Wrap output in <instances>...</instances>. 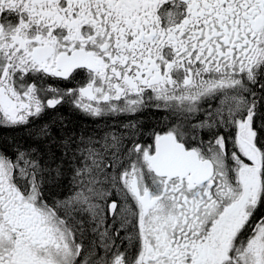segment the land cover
Here are the masks:
<instances>
[{
	"label": "snow or ice",
	"instance_id": "obj_1",
	"mask_svg": "<svg viewBox=\"0 0 264 264\" xmlns=\"http://www.w3.org/2000/svg\"><path fill=\"white\" fill-rule=\"evenodd\" d=\"M0 264H264V0H0Z\"/></svg>",
	"mask_w": 264,
	"mask_h": 264
}]
</instances>
